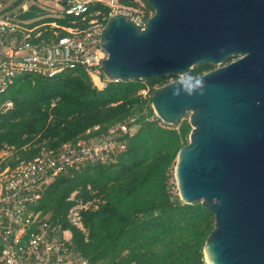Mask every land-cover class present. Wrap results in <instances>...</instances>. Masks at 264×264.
<instances>
[{
  "label": "water",
  "instance_id": "95a60500",
  "mask_svg": "<svg viewBox=\"0 0 264 264\" xmlns=\"http://www.w3.org/2000/svg\"><path fill=\"white\" fill-rule=\"evenodd\" d=\"M147 1L143 27L121 13L107 21L103 73L179 76L155 89L152 107L172 125L190 113L175 173L181 200L214 215L204 252L210 264H264V0ZM201 64L221 66L191 75Z\"/></svg>",
  "mask_w": 264,
  "mask_h": 264
},
{
  "label": "trees",
  "instance_id": "16d2710c",
  "mask_svg": "<svg viewBox=\"0 0 264 264\" xmlns=\"http://www.w3.org/2000/svg\"><path fill=\"white\" fill-rule=\"evenodd\" d=\"M120 1L138 5L135 0ZM36 14L25 12L27 17ZM53 20L66 23L49 19ZM213 67L196 65L190 74L200 75ZM170 76L147 82L164 83ZM143 87V80H119L99 89L81 68L53 77L18 76L0 98V103L12 102L0 111V151L13 146L22 154L20 160H29L40 154L41 146L55 150L66 142L99 135L112 123L128 119L134 106L145 103L139 94ZM153 112L150 105L148 115ZM137 121L143 122L142 129L129 138L116 162L60 173L37 208L42 215L51 211L50 220L72 232L69 248L92 264H206L203 248L213 228V214L202 204L184 203L166 189V166L184 145L179 143L180 135L173 128L157 126L155 120L147 121L145 115ZM95 126L99 128L94 130ZM96 196H101L97 207L80 210L84 229L72 224L67 218L70 208Z\"/></svg>",
  "mask_w": 264,
  "mask_h": 264
},
{
  "label": "built area",
  "instance_id": "2783aa9c",
  "mask_svg": "<svg viewBox=\"0 0 264 264\" xmlns=\"http://www.w3.org/2000/svg\"><path fill=\"white\" fill-rule=\"evenodd\" d=\"M64 1L65 5L57 3L61 10L55 18L66 23L25 16L30 10L25 0H0V98L23 75L53 77L81 68L97 86L119 81L103 73L108 52L102 45V30L114 14H125L142 27L147 17L120 0ZM135 122L132 117L114 122L96 137L66 142L15 165L0 156V264H92L69 248L66 229L42 215L37 204L60 173L107 163L124 152ZM88 205L72 206L68 220L84 229L80 210Z\"/></svg>",
  "mask_w": 264,
  "mask_h": 264
},
{
  "label": "rangeland",
  "instance_id": "374dc122",
  "mask_svg": "<svg viewBox=\"0 0 264 264\" xmlns=\"http://www.w3.org/2000/svg\"><path fill=\"white\" fill-rule=\"evenodd\" d=\"M135 1L138 3V5H134L132 7L135 9H138V11L141 12L142 14H144V16H146L148 18L154 14V9L152 8V6L149 4V2L147 0H135ZM58 2H60L61 5L63 4V0H25V3L29 7V9L35 10L37 12V14H36L37 18H41V20L42 19L43 20H49L50 18H55L56 15L60 14L61 5L57 4ZM20 7H21V5H19L17 7V10H20ZM237 58H238V56H232L224 64L228 63L229 61L235 60ZM218 66H221V65H218V64L214 65L213 68L205 70L203 73L208 72V71H210V70H212ZM176 76H178V75H172V76L166 78L164 80V83L157 82L153 85L148 83L147 80H143V82L145 83V87L140 89L139 93L144 94L143 98H145V103L142 106H139L138 104L136 106H134L131 109L130 116L128 117V119H130V117L136 118L135 124H133L131 127V136L132 135L134 136L135 134L140 132V130L143 127V122H138L137 119H139L140 116L145 115V119L147 121L150 122V121L155 120L157 126L167 127V128H171V129L173 128L174 130H176V132L180 135V137L178 139L180 144L181 143L186 144L189 142V135H190V132L192 130V125L190 124V121H189L190 113H187L186 116L184 117V119L182 120V122L178 125H172V124L165 123L157 115H155L156 114L155 111L152 114L148 115V107L150 105L152 106V94L153 93H152L151 89L160 87L162 85H165V84L179 78ZM91 80H92V78H91ZM92 82H93V85L98 87L99 89L104 88V86H102V85H99L100 87L97 86L93 80H92ZM148 91H149L148 94H150V95H145L146 94L145 92H148ZM7 101H8V104H0V111L6 110L8 107L11 106V103H10L11 101L10 100H7ZM156 117H158L159 119L158 120L155 119ZM96 136H98V135H96ZM96 136H92V137H96ZM46 148H47L46 146H41L40 153L42 151H44ZM0 156H2L3 158H6L7 163L12 162V161H18L22 158V154L18 150H16L13 146H6L5 148H3L0 151ZM116 158L113 161L116 162L117 161ZM113 161H110V162H113ZM176 161H177V158L166 166V169H165L166 189L170 194H172L173 196H177L181 200V197L179 194V189H178V184H177L176 173H175ZM75 194H76V192H74L71 195V197L74 198ZM99 202H101V196H96L92 200H89L87 203L89 204L88 206L97 207ZM46 215L48 216V218H50V216L52 215L51 211L48 212ZM214 223H215V218L213 215L211 218V221H210V225H212L214 227ZM64 234L69 239L72 237V233L68 229L65 230ZM69 242H71V239ZM203 258H204V261L206 262V264H209L207 261L206 253L204 252V248H203ZM101 264H108V262H103Z\"/></svg>",
  "mask_w": 264,
  "mask_h": 264
},
{
  "label": "bare ground",
  "instance_id": "6f19581e",
  "mask_svg": "<svg viewBox=\"0 0 264 264\" xmlns=\"http://www.w3.org/2000/svg\"><path fill=\"white\" fill-rule=\"evenodd\" d=\"M207 260H208V257H207ZM208 262H209V260H208ZM209 264H210V262H209Z\"/></svg>",
  "mask_w": 264,
  "mask_h": 264
},
{
  "label": "crops",
  "instance_id": "0c3cea01",
  "mask_svg": "<svg viewBox=\"0 0 264 264\" xmlns=\"http://www.w3.org/2000/svg\"><path fill=\"white\" fill-rule=\"evenodd\" d=\"M72 233V232H71Z\"/></svg>",
  "mask_w": 264,
  "mask_h": 264
}]
</instances>
